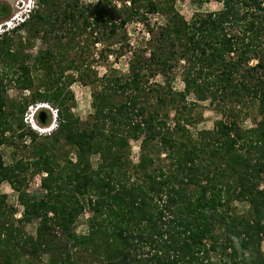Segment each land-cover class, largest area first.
Wrapping results in <instances>:
<instances>
[{
    "label": "trees",
    "instance_id": "16d2710c",
    "mask_svg": "<svg viewBox=\"0 0 264 264\" xmlns=\"http://www.w3.org/2000/svg\"><path fill=\"white\" fill-rule=\"evenodd\" d=\"M177 1L36 0L25 21L0 34V63L20 72L21 89H32V71L41 72L18 108L49 104L58 121L40 141L21 131L36 150L6 164L1 147L15 122L24 123L5 109L0 74V184L8 182L23 206L15 218L0 191V264H264V0H216L221 9L190 20ZM153 14L165 22L151 23ZM133 23L145 26L144 42L129 40ZM88 28L95 45L114 40L97 48L101 57L130 54L127 72L102 74L92 61L69 57ZM21 31L47 46L33 57L14 49L10 34ZM178 71L183 91L172 85ZM77 81L92 87L86 120L71 105ZM200 101L222 116L193 132ZM248 103L260 118L244 127ZM131 140H140L135 163ZM65 145L76 160L69 152L60 160ZM39 173L40 187L29 191L28 178ZM235 202L248 210L239 213ZM87 209L89 229L79 234ZM33 221L36 235L24 230Z\"/></svg>",
    "mask_w": 264,
    "mask_h": 264
},
{
    "label": "rangeland",
    "instance_id": "374dc122",
    "mask_svg": "<svg viewBox=\"0 0 264 264\" xmlns=\"http://www.w3.org/2000/svg\"><path fill=\"white\" fill-rule=\"evenodd\" d=\"M35 1L36 0H0V6L2 9V12L0 13V34L6 30H12V27L15 25L14 18H16L17 16H21V14H23L24 12L26 13L29 9L32 10ZM82 1L85 3L94 4L97 0ZM175 7L177 10L180 11L181 14H183L186 19L190 20L196 12H207L221 9L222 3L216 0H178L175 4ZM149 20L151 23L165 22V18L161 14L149 15ZM10 21L12 22L10 27H7V25L5 26V23ZM127 29L129 31V40L131 42H134L135 44L140 41L144 42L146 40L145 38L148 37L145 31V26L142 24L133 23L128 25ZM90 33V28H88L84 35L79 36V42L77 44V47L75 49L70 50L69 57L72 59L75 58L78 63L82 60V58L90 62L92 61L95 70H99V72L102 74L105 73L106 70H110L113 68L122 72H127V63L130 54L122 57H116L115 55H109L108 57L104 55L101 57L100 54H97V48H102L108 43L111 44L114 40L108 39L104 43L95 45L92 41L93 37H91ZM122 34L123 33L120 32L119 41L121 40L122 43H124L127 39ZM10 35L12 37L11 39L15 41L14 49L23 50L25 54H30L31 57H33V55L36 54L40 48L47 46V44H44V41L41 40V35H38L35 38H30L28 33L25 31H21L20 35L18 33H12ZM84 46L85 48L82 49V47ZM81 55L82 57H79ZM78 58L80 59L79 61ZM28 62L31 63L30 59H28ZM69 72L72 71H67L66 74H69ZM3 73L7 75V77L5 76V78L3 79L4 83L6 84V96L8 99V103L5 109L10 115L16 118L22 117L24 123L22 128H18V121L15 122L14 132L12 131L11 133H9L11 135L9 143L1 147V152L3 154L5 163L11 164L13 162H16L17 160L27 161L32 158L33 153L35 152L38 144L28 141L29 134L23 140L20 139L18 135L21 131H34L38 135L37 141H40L43 140L40 134H49L50 132H52L56 127L58 121L56 109L50 106L49 104H46L47 107H43L40 109H38L40 104L29 105L26 111L24 112L21 111L16 105V103H24L26 98H30L31 94H33V91L36 89V86L40 82V79H37V75L39 73L41 74V72L37 74L35 71H32V76L35 78L34 86L32 89L27 90H23L17 85V78L20 77V72L15 73L13 68H4L3 64L0 63V74ZM156 80L161 82L162 78L157 77ZM172 85L175 90H184V83L182 81L180 71L176 72L175 76L173 75ZM71 88L75 95L74 101L71 102V105H73V112L82 120L88 119L94 111L92 105V87L89 85H84L80 81H77L73 83ZM41 109H44L46 111L45 123H41V120L39 118V113ZM196 109V112H198L196 117L197 122L191 128L193 132H196L197 129L201 128H213L216 120H218L222 116L219 111H216L214 109L213 105L210 104L209 101H200ZM259 118L260 116L258 114L256 106L252 103H248V105L243 107V112L240 115L239 123L244 127H251L256 124ZM130 143L131 159L135 163L138 161L139 155L141 153L140 140H131ZM67 152H69L68 155L70 158L76 160V151L70 145H65L63 148H60L57 151V153H59L61 156L60 160L63 159V156H65ZM91 160L93 164L96 165L98 162V156H92ZM42 177L43 174L40 173L29 177L27 180V189L30 191L34 188H39ZM0 191L2 193L7 194V202L8 204L14 206V208L16 209L15 218H19L21 216L23 206L19 203L18 192L15 191L8 182H3L0 184ZM234 206L236 207L239 213H244L248 210L247 204L242 202H235ZM90 216L91 212L89 211V209H87L86 212L78 218L77 223L75 225L77 233L81 234L86 233L88 231V218ZM37 228V221L25 224L24 226L25 232L27 234L32 235L37 234ZM262 248L264 251V241L262 243ZM44 258L45 260H47L46 256Z\"/></svg>",
    "mask_w": 264,
    "mask_h": 264
},
{
    "label": "clouds",
    "instance_id": "9594fccd",
    "mask_svg": "<svg viewBox=\"0 0 264 264\" xmlns=\"http://www.w3.org/2000/svg\"><path fill=\"white\" fill-rule=\"evenodd\" d=\"M30 9L25 13H23V14H21V16H17L16 18H14V20H15V25L12 27V28H14L17 24H20V23H22L23 21H25L26 20V18H28L29 17V14H30ZM28 13V14H27ZM7 25V27H10V25H11V23H8V22H6L5 23V26ZM6 28V27H5ZM33 126V125H32ZM34 127V126H33Z\"/></svg>",
    "mask_w": 264,
    "mask_h": 264
},
{
    "label": "water",
    "instance_id": "95a60500",
    "mask_svg": "<svg viewBox=\"0 0 264 264\" xmlns=\"http://www.w3.org/2000/svg\"><path fill=\"white\" fill-rule=\"evenodd\" d=\"M46 111L44 109H41L40 113H39V118L41 120V123H45L46 122Z\"/></svg>",
    "mask_w": 264,
    "mask_h": 264
},
{
    "label": "bare ground",
    "instance_id": "6f19581e",
    "mask_svg": "<svg viewBox=\"0 0 264 264\" xmlns=\"http://www.w3.org/2000/svg\"><path fill=\"white\" fill-rule=\"evenodd\" d=\"M43 107H47V105L46 104H40L38 109L43 108Z\"/></svg>",
    "mask_w": 264,
    "mask_h": 264
},
{
    "label": "built area",
    "instance_id": "2783aa9c",
    "mask_svg": "<svg viewBox=\"0 0 264 264\" xmlns=\"http://www.w3.org/2000/svg\"><path fill=\"white\" fill-rule=\"evenodd\" d=\"M8 23H12V22L10 21V22H8Z\"/></svg>",
    "mask_w": 264,
    "mask_h": 264
}]
</instances>
